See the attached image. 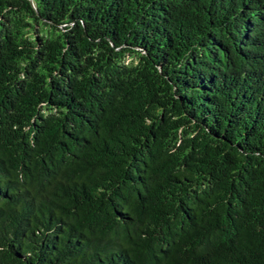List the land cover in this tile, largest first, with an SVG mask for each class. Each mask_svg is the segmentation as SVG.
I'll list each match as a JSON object with an SVG mask.
<instances>
[{
    "label": "trees",
    "instance_id": "16d2710c",
    "mask_svg": "<svg viewBox=\"0 0 264 264\" xmlns=\"http://www.w3.org/2000/svg\"><path fill=\"white\" fill-rule=\"evenodd\" d=\"M0 264H264V0H0Z\"/></svg>",
    "mask_w": 264,
    "mask_h": 264
}]
</instances>
